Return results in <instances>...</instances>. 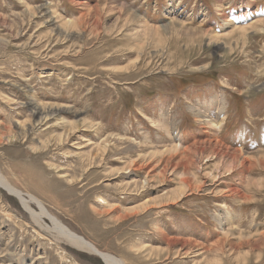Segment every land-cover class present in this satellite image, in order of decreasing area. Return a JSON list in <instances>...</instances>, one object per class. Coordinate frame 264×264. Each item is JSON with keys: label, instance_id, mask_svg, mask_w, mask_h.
Returning a JSON list of instances; mask_svg holds the SVG:
<instances>
[{"label": "rangeland", "instance_id": "obj_1", "mask_svg": "<svg viewBox=\"0 0 264 264\" xmlns=\"http://www.w3.org/2000/svg\"><path fill=\"white\" fill-rule=\"evenodd\" d=\"M0 174L124 264H264V0H0ZM22 206L0 264H108Z\"/></svg>", "mask_w": 264, "mask_h": 264}, {"label": "bare ground", "instance_id": "obj_2", "mask_svg": "<svg viewBox=\"0 0 264 264\" xmlns=\"http://www.w3.org/2000/svg\"><path fill=\"white\" fill-rule=\"evenodd\" d=\"M48 11H49V9H48ZM252 27H253V25H252ZM43 110L44 109L38 108V107L35 106V110H33V112H32L33 114L32 115H37V116L40 115V114L42 115V113L44 112ZM43 120H44V118L41 121L43 122ZM210 123H213V121L210 120ZM10 138L13 139L12 136ZM208 144H210V143H208ZM229 151H231V150H229ZM0 184H2L11 193L17 195V197L20 199L22 205L24 206V207L23 206L22 207L25 208L29 212V214L31 215L32 219L35 221V223L37 225L40 226V228H44L47 231H50L51 233L54 234L55 237H58V236L65 237L73 245H76L79 248L81 247V248H84V249H88V250L98 254L108 264H124V262L121 259L117 258L116 256H114V255H112V254H110L108 252L100 251L90 241H87L84 238H82V237L78 236L77 234H75L74 232H72L71 230H68L65 226H63L61 224V222L59 221V219L57 217L53 216L52 214L49 213V211H47L44 203L39 198H37L36 196L31 195V194H26L23 191L17 189L16 187L12 186L11 184L8 183V181L1 174H0ZM45 218H48L49 221H51V224H48L45 221ZM185 251H186V249H185Z\"/></svg>", "mask_w": 264, "mask_h": 264}]
</instances>
